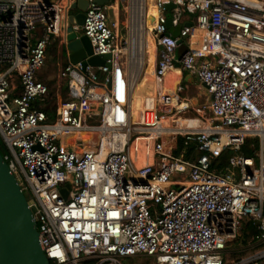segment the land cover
<instances>
[{"label":"built area","instance_id":"2783aa9c","mask_svg":"<svg viewBox=\"0 0 264 264\" xmlns=\"http://www.w3.org/2000/svg\"><path fill=\"white\" fill-rule=\"evenodd\" d=\"M88 3L83 25L73 28L93 54L61 68L68 94L56 90L50 116V87L37 70L52 41L66 43L71 1L0 0L4 157L51 264H264V0H155L153 76L178 63L210 95L189 117L194 127L176 121L190 101L160 88L145 94L135 118L147 52L145 39L140 69L132 40L138 25L148 32L146 0L139 18L138 0ZM170 17L181 27L177 37ZM93 55L110 57L94 66ZM249 222L258 250L227 260L228 243Z\"/></svg>","mask_w":264,"mask_h":264},{"label":"water","instance_id":"95a60500","mask_svg":"<svg viewBox=\"0 0 264 264\" xmlns=\"http://www.w3.org/2000/svg\"><path fill=\"white\" fill-rule=\"evenodd\" d=\"M70 1L66 21V43L63 47L69 53V60L77 63L93 54L90 39L73 28L75 24L83 25L89 3L88 0ZM108 1L99 0L100 3ZM174 7V3L167 4L169 11ZM109 19V25L112 26V9L109 10ZM167 25L175 37L179 36L181 27L173 28L171 17ZM180 41L182 42L183 38ZM108 57L110 55L104 57L93 55L87 62L94 66L104 65ZM4 153L0 148V264H51L40 243L33 209L29 206L27 196L16 175L11 171ZM62 192L67 194L66 189Z\"/></svg>","mask_w":264,"mask_h":264},{"label":"rangeland","instance_id":"374dc122","mask_svg":"<svg viewBox=\"0 0 264 264\" xmlns=\"http://www.w3.org/2000/svg\"><path fill=\"white\" fill-rule=\"evenodd\" d=\"M155 1V0H153ZM149 11L153 15L157 12L156 7H152V2L149 5ZM182 14L186 15L188 12L184 10ZM124 17V16H123ZM128 19V13H125V22ZM148 29H151V24H149ZM152 42V37L147 38V47L148 44ZM147 52V51H146ZM181 56L180 50L176 51V58L179 59ZM146 58H148V53H146ZM68 62V54L63 47H59L58 42H51L48 45L46 50L45 56V64L37 70V78L43 82H45L51 90H60L62 92V96L65 97L68 94V86H67V78L60 77L61 68ZM172 71V70H171ZM171 72L169 71L168 74ZM143 77V76H142ZM178 83L179 86H183V95L190 100L192 104V108L188 109L186 112L183 113L184 118L189 117H198L199 110L202 109L204 104L208 100V93L207 90L203 85H201L197 80L193 77H189L186 80V76L184 74H178ZM192 80V81H191ZM177 81V80H176ZM149 82V80L147 81ZM139 87L142 85V80L138 81ZM176 82L174 83V79L167 81L166 89L169 91H173L175 89ZM149 90H153L151 83H147L145 86ZM55 90V91H56ZM57 92V91H56ZM56 99V98H55ZM53 114H50L52 116ZM179 118V117H178ZM179 123V121H178ZM177 125V122H175ZM0 142L4 144V140L0 134ZM81 146H84L81 143ZM85 148H90L93 150L97 149V146H90ZM136 179L140 180V177H136ZM29 198V196H28ZM256 233L251 234L249 238H247L246 242L242 240V238L233 239L228 243L227 251H226V259H241L247 256L254 254L258 247H255L253 243H251L250 238H254ZM125 264H147L149 259L145 258L143 260L139 259H122Z\"/></svg>","mask_w":264,"mask_h":264},{"label":"crops","instance_id":"0c3cea01","mask_svg":"<svg viewBox=\"0 0 264 264\" xmlns=\"http://www.w3.org/2000/svg\"><path fill=\"white\" fill-rule=\"evenodd\" d=\"M64 1H66V0H64ZM153 3V0H150V3ZM149 5L150 4H148L147 5V10H148V8H149ZM124 14V13H123ZM150 16H152V15H150L149 14V17ZM124 18V19H123ZM122 18V23H124L125 22V14H124V17ZM152 36V35H151ZM151 43H154V39H153V37H152V42H150L149 44H148V47H152L153 48V46H152V44ZM154 45H155V43H154ZM147 49V48H146ZM152 52H153V54L151 55V59H150V62H151V64H152V69H150L151 67H150V64H149V56H148V58H147V64H146V66H145V72H144V75H143V77H142V85L139 87V84H135V89H134V95H133V111H134V115H135V118L136 119H139V117H140V112H141V110H142V108H143V104H142V102H143V99H144V96H145V89H146V84H147V75L148 74H150L151 73V76L148 78V80H150V79H155V77L153 76V73H152V71H153V67H154V65H155V59H156V57H155V49L153 48L152 49ZM178 64L176 63L175 64V66H174V68H172L171 70H170V74H167V76L166 77H164V78H162V79H160V80H157V79H155V84H153L154 85V89L155 88H160L161 90H163V91H167V92H171V93H173V94H176V95H179V96H182V97H185L184 95H183V86H179V84L178 83H181V81H178V74L180 73V74H184V76H186V80H187V78H189V77H193L195 80H197L200 84H201V82L198 80V78L195 76V74H193L192 72H187V71H181L179 68H178ZM172 79H174V83L176 82V87H175V89L173 90V91H169V90H167L166 89V85H167V81H169V80H172ZM177 80V81H176ZM192 81V80H191ZM201 85H203V84H201ZM204 86V85H203ZM205 87V86H204ZM153 89V90H154ZM205 89L207 90V88L205 87ZM145 90V91H144ZM150 91H152V90H150ZM207 93H208V91H207ZM186 98V97H185ZM188 99V98H187ZM209 99H210V95H209V93H208V100H207V102L205 103V104H207L208 103V101H209ZM189 100V99H188ZM139 101V102H138ZM190 101V100H189ZM138 102V103H137ZM140 103V105H138ZM204 104V105H205ZM203 105V106H204ZM193 106H192V104H191V108H192ZM199 113H201V112H199ZM181 117H183V116H181ZM149 118H150V114H149ZM179 119H180V117L179 118H177L176 119V121H179Z\"/></svg>","mask_w":264,"mask_h":264},{"label":"bare ground","instance_id":"6f19581e","mask_svg":"<svg viewBox=\"0 0 264 264\" xmlns=\"http://www.w3.org/2000/svg\"><path fill=\"white\" fill-rule=\"evenodd\" d=\"M148 4H150V0H146V6ZM152 7H156L155 1H153ZM156 10H157V8H156ZM137 11H138V18L140 16L142 17L144 15V13H145V10H144V0H138V3H137ZM146 14H148V16H149V14L152 15L150 13V11H149V8H148V10L146 8ZM156 15H157V12L155 14H153L152 16H150L149 17V20L147 22V28H148L149 24H151V29L150 30H152V28H153V26L155 24ZM134 25H136V21H134ZM150 30L148 29V32H147L146 36H144L143 32L141 31L140 26L138 25L137 32H135L134 35H133L132 43L134 45L135 52L137 54L138 66H139L140 69H141L142 61H143L144 40L145 39H146V48H147L146 51H147L148 56H149V64H150V67H151L150 69H152V64L150 62V59H151L152 49L153 48L151 46L150 47H147V38H149V36H150V32H151ZM150 76H151V73L147 75V81H148V78ZM147 83H151V86L154 89V85L153 84H155V79H150L149 82H147ZM145 90H144L145 93L150 92V90L147 89V88ZM138 105H140V103ZM197 123H198L197 120L196 119H192V118L187 119V118H184V117H180V119H179V124H181L182 126L194 127V126L197 125Z\"/></svg>","mask_w":264,"mask_h":264},{"label":"trees","instance_id":"16d2710c","mask_svg":"<svg viewBox=\"0 0 264 264\" xmlns=\"http://www.w3.org/2000/svg\"><path fill=\"white\" fill-rule=\"evenodd\" d=\"M151 37L152 36L150 33L149 38H151ZM151 44H152L153 48L155 49L154 43H151ZM152 54H153V52H152ZM55 90L56 89L51 90V88H50V97L48 99L47 105L45 106V110L48 112L49 115L52 114V112L55 108V105H54V100L56 98V91ZM0 148L5 151L6 150L5 144L1 143ZM195 148H196V144L192 143L191 144L192 153L195 150ZM227 158H228V153H224L221 157L218 158V163H220V164L226 163ZM254 233H256V234L258 233L256 225L253 222L247 223L244 227V230H243V238H242L243 242L244 241L246 242L247 238H249V236L251 234H254Z\"/></svg>","mask_w":264,"mask_h":264}]
</instances>
